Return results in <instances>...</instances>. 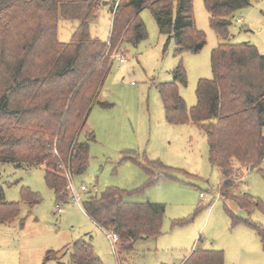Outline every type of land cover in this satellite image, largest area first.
<instances>
[{"label": "trees", "instance_id": "trees-1", "mask_svg": "<svg viewBox=\"0 0 264 264\" xmlns=\"http://www.w3.org/2000/svg\"><path fill=\"white\" fill-rule=\"evenodd\" d=\"M107 1L0 0V165L42 168L56 207L71 199L65 170L79 177L88 168L89 142L94 137L90 133L86 142H79L78 135L113 61L106 56L108 47L111 52L119 41L137 45L147 37L139 12L150 10L159 33L173 39L176 55L198 54L205 46V36L194 24L192 0H119L111 5L108 42L92 39L89 22ZM203 3L210 28L222 40L230 36V17L250 6V0ZM61 19L78 22L69 43L57 39ZM210 65L211 79L199 80L196 105L189 112L177 86L186 85L180 64L173 70L171 82L157 86L165 120L171 126L191 122L203 132L209 163L219 172V196L243 210L247 218L237 217L224 206L226 214L233 226L254 231L264 251V226L249 219L255 210L264 215V205L238 192L241 172L250 166L264 180L260 169L264 160V56L246 43H222L212 50ZM98 105L110 107L107 103ZM141 167L149 178L147 186L171 173L160 162L146 161ZM126 196L125 191L107 188L99 197L88 196L81 204L103 231L117 235L119 254L133 252L142 236L158 237L165 213L161 204L126 202ZM20 197L29 208L40 202L24 187ZM19 215L20 203L7 202L0 184V225L13 223ZM63 251H48L43 264L58 263ZM68 264L103 263L90 243L78 240L71 247ZM182 264H224V253L195 249Z\"/></svg>", "mask_w": 264, "mask_h": 264}, {"label": "rangeland", "instance_id": "rangeland-1", "mask_svg": "<svg viewBox=\"0 0 264 264\" xmlns=\"http://www.w3.org/2000/svg\"><path fill=\"white\" fill-rule=\"evenodd\" d=\"M107 2L98 7L95 20L89 22L90 37L104 43L111 31V5L117 0ZM203 2L192 0L195 27L205 36V46L198 54L176 55L173 39L159 33L147 8L139 12L146 39L137 45L119 41L111 52L108 47L106 56L113 61L78 135L79 142H86L90 133L94 137L89 142L88 168L79 177H72L64 169L71 199L59 205L60 213L52 191L45 185L42 168L0 165L5 200L20 203L18 219L0 225V264H43L48 251L63 249L58 263L46 264H68L73 243H89L90 239L94 254L103 264H180L192 248L223 251L224 264H264L257 235L243 225L233 226L224 210L227 206L237 217L247 218L243 210L219 196L220 176L209 163L203 132L191 122L168 125L157 90L159 84L173 80L172 72L180 64L186 85L177 86L189 112L196 105L199 80L211 79V53L219 44L246 43L264 56V0H250V6L230 17L227 40L210 28ZM77 26V21L59 20L58 41L69 43ZM116 54H123L125 62L113 59ZM98 102L110 107L101 108ZM146 161L169 167V177L147 186L149 178L141 167ZM260 169L264 171V160ZM70 183L80 197L79 203L74 201ZM81 186L87 191L81 192ZM22 187L35 193L40 202L32 208L21 202ZM107 188L127 192L126 202L163 205L160 235L138 239L129 253L119 254L117 242L114 251L107 232L94 225L81 206L86 197H99ZM238 192L264 205V180L257 170H242ZM249 219L264 226L259 210ZM180 220L188 222L177 225Z\"/></svg>", "mask_w": 264, "mask_h": 264}, {"label": "built area", "instance_id": "built-area-1", "mask_svg": "<svg viewBox=\"0 0 264 264\" xmlns=\"http://www.w3.org/2000/svg\"><path fill=\"white\" fill-rule=\"evenodd\" d=\"M119 0H117V2H118ZM236 22L238 23V24H242V21L240 20V19H237L236 20ZM109 46V45H108ZM113 59H117L118 61H119V63H124L125 62V57H124V55L122 54V55H114V57H112ZM70 185V191H72L73 192V197H74V201L75 202H77V203H79L80 202V197H79V195L76 193L75 194V188H74V186L70 183L69 184ZM80 191L81 192H86L87 190H86V188L84 187V186H82L81 188H80ZM201 197H203V196H201ZM56 210H57V212L58 213H60L61 212V209L59 208V206H57L56 207ZM106 236H107V238H108V240H109V242H110V244H111V246L113 247V249H114V251L116 250V243L118 242V237H117V235L116 234H114V233H111V232H107L106 233Z\"/></svg>", "mask_w": 264, "mask_h": 264}, {"label": "crops", "instance_id": "crops-1", "mask_svg": "<svg viewBox=\"0 0 264 264\" xmlns=\"http://www.w3.org/2000/svg\"><path fill=\"white\" fill-rule=\"evenodd\" d=\"M103 5H106V3H104ZM81 187H82V186H81ZM81 187H80V188H81ZM88 218H89V217H88ZM89 219H90V218H89ZM90 220H91V219H90ZM91 221H92V220H91ZM92 223H93L94 225H96V226H97V227H98L103 233H105V231H103V230H102L97 224H95L93 221H92ZM156 238H157V237H156ZM141 239H147V238H145V237L143 238V237H142ZM89 243L92 245V243H91V239H90ZM192 250H195V249L192 248V249L190 250L189 254L187 255L188 257H189V255L191 254V251H192ZM187 256L184 258V260H183L180 264H182V263L188 258Z\"/></svg>", "mask_w": 264, "mask_h": 264}, {"label": "water", "instance_id": "water-1", "mask_svg": "<svg viewBox=\"0 0 264 264\" xmlns=\"http://www.w3.org/2000/svg\"><path fill=\"white\" fill-rule=\"evenodd\" d=\"M105 2H103L102 4H104ZM253 166H250L249 170H253ZM144 238V236H142Z\"/></svg>", "mask_w": 264, "mask_h": 264}]
</instances>
